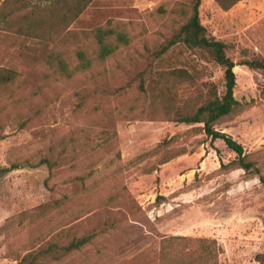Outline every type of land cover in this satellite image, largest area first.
I'll list each match as a JSON object with an SVG mask.
<instances>
[{"label": "rangeland", "instance_id": "obj_1", "mask_svg": "<svg viewBox=\"0 0 264 264\" xmlns=\"http://www.w3.org/2000/svg\"><path fill=\"white\" fill-rule=\"evenodd\" d=\"M192 1L93 0L69 26L77 38L62 44L65 55L74 62L75 49L91 43L82 32L97 26L125 32L129 43L34 96L41 78L19 57L24 40L0 30V63L20 72L0 93V168L21 164L0 172V264L83 234L88 243L44 264H264V68L243 64L264 60V0L199 6L207 33L236 63L240 106L215 128L243 145L258 173L230 163L235 153L202 124L154 117L140 87L159 68L181 66L195 78L176 86L179 98L209 82L222 95L223 69L204 51L177 45L154 58ZM60 152L52 175L25 163ZM77 176L85 179L74 188ZM205 238L212 250L220 245L217 257L203 252Z\"/></svg>", "mask_w": 264, "mask_h": 264}, {"label": "trees", "instance_id": "obj_2", "mask_svg": "<svg viewBox=\"0 0 264 264\" xmlns=\"http://www.w3.org/2000/svg\"><path fill=\"white\" fill-rule=\"evenodd\" d=\"M93 0H0V30L9 35L24 40L18 50L19 57L26 66L40 76L41 83L31 94L37 95L54 82L65 78L71 79L77 73L93 70L96 64L103 63L108 56L115 53L121 45H127L129 38L125 32L112 26H97L89 31L82 32L85 38H91L89 45H79L75 51V60L65 55L61 49L68 39H76L77 34L71 32L69 26L80 16ZM202 0H193L186 8L182 7L184 21L154 52V58L162 61L165 53L172 47L184 45L189 49L204 51L211 60L223 69L224 91L219 95L214 83H207L205 90L195 96L185 99L179 98L176 86L192 82L195 74L185 67L159 68L157 76L151 78L141 89L147 91L150 97L152 115L163 120H172L179 123H199L201 129L212 139H221L226 146L235 153L232 160L245 173H258L255 162L247 159L243 145L232 135L218 130L215 125L223 118L232 115L240 106L235 98L233 89L236 85L234 67L236 63L226 54L223 41L214 38L206 31L199 18V6ZM220 7L228 9L240 0H216ZM252 69L264 68V60L260 58L243 62ZM41 67V70H40ZM20 72L16 67L0 63V93L19 78ZM99 72L92 74L98 77ZM21 122L20 125H24ZM2 136H0V139ZM64 155L60 152L43 155L38 160H26L31 166L45 164L50 175ZM227 165L223 164L222 166ZM20 163L13 162L10 168H0L1 171L19 168ZM85 176L75 177L72 180L74 188H78ZM48 203L42 204L47 206ZM91 234L72 237L65 244L49 242L44 246L29 251L20 260V264H44L45 260H59L72 251L81 248L91 239ZM202 250L208 255L217 257L221 250L214 241L215 249H211L210 241L202 239Z\"/></svg>", "mask_w": 264, "mask_h": 264}]
</instances>
